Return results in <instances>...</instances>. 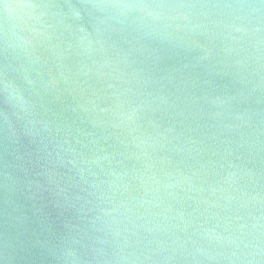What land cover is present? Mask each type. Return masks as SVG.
Masks as SVG:
<instances>
[{
    "label": "water",
    "instance_id": "1",
    "mask_svg": "<svg viewBox=\"0 0 264 264\" xmlns=\"http://www.w3.org/2000/svg\"><path fill=\"white\" fill-rule=\"evenodd\" d=\"M0 264H264V0H0Z\"/></svg>",
    "mask_w": 264,
    "mask_h": 264
}]
</instances>
